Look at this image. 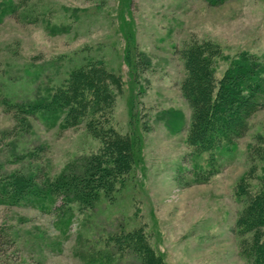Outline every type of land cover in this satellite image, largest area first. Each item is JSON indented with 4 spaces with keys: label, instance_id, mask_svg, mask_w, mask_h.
Listing matches in <instances>:
<instances>
[{
    "label": "rangeland",
    "instance_id": "374dc122",
    "mask_svg": "<svg viewBox=\"0 0 264 264\" xmlns=\"http://www.w3.org/2000/svg\"><path fill=\"white\" fill-rule=\"evenodd\" d=\"M12 1L17 9L0 21V178L81 172L99 150L86 122L65 128L4 105L52 94L89 59L122 79L109 125L132 137L136 163L114 200L102 194L90 208L73 205L62 214L60 199L51 211L0 205V264H89L115 235L134 228L166 264H248L245 236L236 231L244 206L237 190L243 177L253 190L264 186V158L253 154L264 135V108L218 171L195 181L182 51L194 42L219 44L218 78L243 52L264 62V0ZM118 258L113 264L140 263L133 252Z\"/></svg>",
    "mask_w": 264,
    "mask_h": 264
},
{
    "label": "trees",
    "instance_id": "16d2710c",
    "mask_svg": "<svg viewBox=\"0 0 264 264\" xmlns=\"http://www.w3.org/2000/svg\"><path fill=\"white\" fill-rule=\"evenodd\" d=\"M207 1L214 5L226 0ZM16 9L12 0H0V21ZM222 52L219 44L209 40L194 42L182 51L186 77L181 89L192 109L186 140L197 169L195 181L218 171L220 158L237 148V139L249 130L252 116L264 108V62L254 53L243 52L218 78L217 59ZM134 56L133 48L128 61L133 63ZM121 91L120 75L109 70L104 62L89 59L71 72L66 85L52 94L26 103L5 102L9 111L16 109L17 114L60 121L65 128L86 122L89 132L101 141V147L87 157L81 172L71 171L54 178L36 172L0 178V205L26 202L51 211L60 199L62 204L56 208L64 214L73 205L80 209L92 207L102 194L114 200L136 163L132 137L109 125ZM257 139L253 154L264 158V135ZM237 194L244 202L236 223L239 237L245 236L241 238L242 253L248 264H264V186L253 190L243 177ZM71 218L68 216L66 222ZM111 240L90 256L89 264H113L125 252L137 254L139 264H166L141 228L122 232Z\"/></svg>",
    "mask_w": 264,
    "mask_h": 264
}]
</instances>
